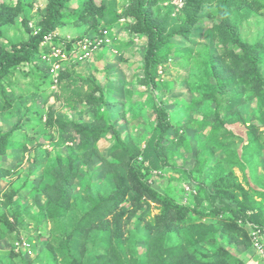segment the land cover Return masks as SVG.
<instances>
[{
    "label": "trees",
    "instance_id": "16d2710c",
    "mask_svg": "<svg viewBox=\"0 0 264 264\" xmlns=\"http://www.w3.org/2000/svg\"><path fill=\"white\" fill-rule=\"evenodd\" d=\"M34 2H0V38L5 40L6 27H20L25 35L0 42V115L19 106L17 120L6 129L0 126V179L11 175L3 155L13 146L27 150L31 134L41 144L40 138L55 127L59 143L69 142L72 149L64 159L55 157L38 184L28 189L29 205L21 195L29 177L3 190L0 238L12 241L10 259L31 264L24 251L15 250V242H32L16 229L20 211L29 212L30 205L37 208L38 224L49 222L58 230L43 251H36L46 264H245L251 253L257 259L246 221L264 228V172L254 175L257 165L264 164V111L257 116L262 126L252 117L242 119L247 130L241 149L231 142L234 133L227 117L247 95L264 94V30L250 42L242 36L243 27L264 8L260 0H182L181 6L175 0H126L120 11L117 0H78L74 6L71 0H46L40 21L31 25L25 7ZM202 18L211 22L208 38L202 36ZM65 26L86 28L73 38L55 33ZM84 38L93 45L101 40L102 46L111 39L123 61L124 50L136 38L145 41L140 61L127 65L133 67H128L129 79L139 76L138 82L153 96L151 119L140 139L116 126L110 107L125 96L114 95L108 76L102 85L93 77L82 81L88 91L83 103H77L78 120L45 108L50 86L79 81L74 73L80 62L61 60L60 68L52 70L57 59L50 52L58 47L69 58ZM168 61L196 69L193 77H186L189 92L174 108L167 106L172 100L165 98L167 83L158 73ZM20 79L26 88L19 87ZM69 101L76 104L73 98ZM84 110L88 120L82 118ZM103 137L110 140L109 157L97 145ZM39 156L44 163L48 153ZM95 157L106 182L101 185L89 174L77 186L81 167ZM154 177L178 179V189L160 190ZM42 237L37 236L41 243ZM241 245L240 254L232 251Z\"/></svg>",
    "mask_w": 264,
    "mask_h": 264
},
{
    "label": "rangeland",
    "instance_id": "374dc122",
    "mask_svg": "<svg viewBox=\"0 0 264 264\" xmlns=\"http://www.w3.org/2000/svg\"><path fill=\"white\" fill-rule=\"evenodd\" d=\"M14 1L15 0H0V2L7 3H13ZM95 1L99 2L100 0ZM175 2L178 3V5L182 4V0H175ZM260 2L262 3V5H264V0H260ZM45 3L46 0H35L34 5L30 7L27 6L28 4L26 5L27 7L25 8L27 9V14L31 15L30 17L32 18L29 22L31 25L40 21L41 15L46 11ZM125 3L126 0H117L118 11L121 10ZM70 4L72 6L77 5L78 0H71ZM36 7H38V9ZM202 19V36L204 38H208V36L210 35L209 26L211 22L207 19ZM85 28L86 26H65L57 29L55 33H60V36L73 38L76 35L79 36L80 34H82ZM5 29V40L0 38V42L4 44H7V40H18L21 37L25 36L22 34V29L20 27H6ZM262 29L264 30V8L243 27L242 36L250 42L252 41L257 31ZM112 32L113 30L111 29V33ZM120 34L121 36L126 35L124 31H121ZM198 40H202V38H197L196 41ZM111 42L112 40L108 39L105 42L106 46L97 44L96 48H94L92 51L93 53H90V56L88 55L82 60H78V62H80V65L76 67L77 69L74 73V76L79 78L77 84H68L67 80H63L62 84L60 85L53 84L52 86H50V88L46 91L47 93L45 96V108L48 109L47 107H51L57 112V114L62 115L65 118L71 117L75 120H78L80 118V111L79 105L77 103H83L85 95L88 91V86L82 81L86 77H93L102 85L105 81V76H108L109 88H113L114 95L116 97H119V95L125 96H123L124 98L121 97L123 98V102H119L110 107V111L111 113H113V118L117 119L116 126L121 129L123 133L128 132L138 140L147 130V125L145 123L149 122V120L151 119V104L153 102V96L148 91H145V88L138 82L137 77L139 76H137L136 79L133 80L129 79L130 72L128 67L130 66L127 67V65L132 64L134 66L136 63H138V61H140L144 52L145 41L142 38H136L135 43L124 50V57L125 59H127V61H123L120 59L121 56L112 48ZM185 43L188 44V42ZM103 47L107 49L106 53L103 52ZM97 55L98 57H101V60L95 61ZM95 66H97L96 71H94ZM158 69L160 80L167 83V86L165 87L166 89L164 90L165 98H167L168 100H172V102L168 103L167 106H173L174 108L176 105L182 103L184 94L189 92L186 77L187 75L192 76L193 74H195L196 69L195 67L191 66H183L180 63L175 64L172 61L166 62L165 67H159ZM260 69L264 74V64L260 65ZM18 84L19 87H27L24 79H20ZM156 89L159 90L160 86H158ZM70 98L75 99L76 104L71 103L69 101ZM18 109L19 106L18 104H16V108H14L13 111L2 112L0 115V126H2L4 129L10 127L12 123H14L18 118V113L16 112ZM260 110L264 111V94L255 95L252 97H248L247 95L243 102L238 106L235 113L227 117V127L234 133V138L231 140V142L239 149H241L246 142L245 132L247 130V125L243 123L242 119L252 117L254 118V123L256 125L262 126V122L257 117ZM121 113H124L123 117L121 116L122 118H118L119 114ZM81 115L85 120H88L90 118V114L86 110H84V112H81ZM190 132H192V130H190ZM57 136L58 133L56 131V128L50 127L46 135L42 137L40 136V140H44L43 143L39 144L37 142L39 141V137L36 138L35 134H31L30 137L33 139L27 142V150L22 152V149L20 147L13 146L6 151V154L2 157V162L8 165L11 171V175L0 179V196L2 195L3 190L8 187L9 183L12 182L15 185H20L23 181H25L26 178L29 177L27 180L26 188L21 192L24 201L29 205V203L31 202L32 193H30L28 189L35 187L38 184L41 175L43 173H47L49 165L54 162L55 157L59 156L64 159L68 152L72 149L69 142H64L63 144L59 143V141L57 140ZM141 143L144 144L145 141L142 140ZM97 145L100 152L106 157H109L108 150L110 146V140L107 137H103L97 142ZM43 151H47L48 157L44 163H41L39 162V155H41ZM175 151L176 149H173V152ZM262 158H264V155L262 156ZM81 168L82 171L79 173L76 180L77 186H79V184L82 183L89 174L91 175L93 180H101V185L106 182L104 167L97 157H95L90 163L82 166ZM249 169L250 168H248V176L253 177V173H251V170ZM263 172L264 164H261L259 166L257 165L254 175L258 178L263 174ZM170 173L175 177L179 176V173L177 172L172 171ZM235 173L244 183L241 172L235 169ZM153 180H155V185L160 190L164 189L167 186H169V188L176 187L178 189V179H172L169 181V178L165 179L154 177ZM29 207V212L20 211L21 224L16 228L18 231L17 234L20 237H27V240L29 241L32 240V242H30L33 251L32 253L27 254L29 260L31 261V264H46V258L44 256L40 259H37L36 251H43L44 243L50 240V237L52 235L58 234V230L52 227V223L49 222L38 224V221H35L34 216L37 213V208L34 205H30ZM24 213L25 215L23 216ZM205 221H208V219H206ZM40 234L43 236L42 239H44L42 240V243L39 242V239L37 238V236ZM12 246V241L9 240L8 237L0 238L1 264H15V261L17 259H10L9 255H7V252L11 251ZM232 251H234V253L238 251V254H240L239 251H243V246H237V248ZM243 255L244 257H246L247 255L248 258V253ZM57 257L59 260H61L62 254H57Z\"/></svg>",
    "mask_w": 264,
    "mask_h": 264
},
{
    "label": "built area",
    "instance_id": "2783aa9c",
    "mask_svg": "<svg viewBox=\"0 0 264 264\" xmlns=\"http://www.w3.org/2000/svg\"><path fill=\"white\" fill-rule=\"evenodd\" d=\"M181 6V5H179ZM50 39V35L45 36V41H48ZM44 43V41L42 42ZM101 43V40H98L94 45L91 39L84 38L81 40L78 44L77 48H72L70 51V56L68 58V55L66 52H64L62 49L56 47L53 48L50 52L49 56H53L57 59V62H53L52 70H58L61 66L60 61L61 60H67V59H73V61L82 60L86 56H90V53H93V49L96 48L97 44ZM186 188H188L187 185H184ZM246 226L249 228V237L251 241V246L253 251L257 254L258 258L255 259L251 257L247 260L245 264H264V228L255 225L249 221H246ZM15 250L19 251L22 250L26 254L32 253V248L30 242L26 240L15 242Z\"/></svg>",
    "mask_w": 264,
    "mask_h": 264
},
{
    "label": "crops",
    "instance_id": "0c3cea01",
    "mask_svg": "<svg viewBox=\"0 0 264 264\" xmlns=\"http://www.w3.org/2000/svg\"><path fill=\"white\" fill-rule=\"evenodd\" d=\"M253 257L252 254L250 255V258Z\"/></svg>",
    "mask_w": 264,
    "mask_h": 264
}]
</instances>
